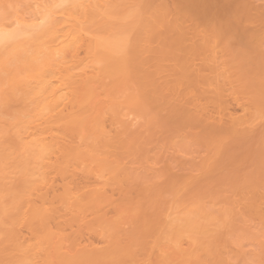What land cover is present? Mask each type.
<instances>
[{"label":"rangeland","instance_id":"rangeland-1","mask_svg":"<svg viewBox=\"0 0 264 264\" xmlns=\"http://www.w3.org/2000/svg\"><path fill=\"white\" fill-rule=\"evenodd\" d=\"M50 1L0 0V26ZM111 1L54 54L58 117L30 98L52 54L0 57V264H264V0Z\"/></svg>","mask_w":264,"mask_h":264},{"label":"bare ground","instance_id":"bare-ground-1","mask_svg":"<svg viewBox=\"0 0 264 264\" xmlns=\"http://www.w3.org/2000/svg\"><path fill=\"white\" fill-rule=\"evenodd\" d=\"M53 1H55V0H53ZM111 0H56L54 3H52L51 1H50V3L49 4H47L46 5V2L44 3V4H42L41 2H38L39 4L38 5H33V6H30V8H29V10H30V12H27L29 15H30V17L28 18V19H26L25 17L23 18H21L20 16H19V18H21V19H18V18H15L14 19V21H12L10 24H6V25H2V26H0V57H2L1 58V60H2V62H1V64H3V62L4 63H6V61L8 62L9 60V58L6 60V57H16V55H12L13 53L15 54V53H17V55H18V53H20V52H25V53H27L28 54V52H32V50L33 51H36L35 53L36 54H41L40 56H43V55H45L46 56V54H52V55H47L46 57H47V59H48V61H47V59H46V61H43L44 60V58H42V61H40V62H46V63H48V66L52 63L53 65L55 64V62H58V61H60L59 59L61 58H63L64 59V56H62V57H60L59 56V54L60 55H62L60 52H62L63 53V50L65 49V48H67V47H73V46H75V48L74 49H82L83 47H82V42H83V40H84V36H86L85 37V44H86V46H88V40H90V37L92 38V34L89 32L88 34L90 35L91 34V36L89 37V35L88 34H85V35H83L84 34V32L86 33L87 31H86V29H85V31H84V27H83V25L85 24V25H88V24H90V23H92L93 22V20L92 19H94L95 17H93L94 16V14H99V15H103L104 14V17L105 16H109V15H107V11H106V9L107 8H110V6H112V1L110 2ZM1 3V2H0ZM41 3V4H40ZM52 3V4H51ZM108 3H110V4H108ZM108 4V5H107ZM109 6V7H108ZM15 7V6H14ZM107 7V8H106ZM104 10V11H103ZM110 10H111V8H110ZM109 10V11H110ZM26 11V10H25ZM24 12V11H23ZM104 12V13H103ZM24 13H26V12H24ZM110 13V12H109ZM108 13V14H109ZM106 14V15H105ZM13 15V14H12ZM14 15H16V14H14ZM26 15V14H25ZM98 15V16H99ZM27 16V15H26ZM93 17V18H92ZM97 18H99V17H97ZM103 18V17H102ZM90 21H92V22H90ZM7 23V22H6ZM5 24V23H4ZM87 29H89V28H87ZM89 31V30H88ZM88 36V37H87ZM87 38H89V39H87ZM110 39H111V41H110ZM110 39H108V41L106 40V39H103V40H105V41H102L103 42V44H100L99 43V45L100 46H103V47H105V49L107 50L106 51V53H108V55L110 56V58H111V62H114V61H117L118 60V56H120V55H118V56H116L117 55V53L118 52H123V49H121V48H123V46H121V44L123 43L121 40H119L118 41V39L119 38H116V39H114L113 40V38H110ZM93 39H91L90 41H92ZM124 40V39H123ZM95 41V40H94ZM97 41V40H96ZM117 41H118V43H120L119 45H118V43H117ZM127 41V40H126ZM125 41V42H126ZM99 42V41H98ZM101 42V43H102ZM105 42V43H104ZM125 42L123 43L124 45H125ZM80 43H81V45H80ZM91 43V42H90ZM90 43H89V45H90ZM76 44H77V46H76ZM78 44L82 47H79L78 46ZM84 44V43H83ZM84 44V45H85ZM98 44V43H97ZM118 45V46H117ZM94 46H95V43H94ZM77 47V48H76ZM92 47V46H91ZM119 47V48H118ZM125 47V46H124ZM102 48V47H101ZM84 49H86V48H84ZM91 49V48H90ZM94 49H96V47L95 48H93V51H94ZM70 50V49H69ZM77 50H76V52H77ZM78 50V51H79ZM120 50V51H119ZM45 51H48V53L47 52H45ZM74 51V50H73ZM73 51H71V53H72V56L73 57H75V56H77V54H76V52L74 53ZM86 51H87V49H86ZM85 51V52H86ZM90 51V50H89ZM88 51V52H89ZM93 51H92V53H93ZM39 52V53H38ZM45 52V53H44ZM67 51H64V53L65 54H69V51L66 53ZM87 52V53H88ZM5 53V54H4ZM44 53V54H43ZM63 53V54H64ZM89 53H91V52H89ZM1 54H3L4 55V57H3V55H1ZM8 54V55H7ZM26 54V55H27ZM34 54V53H33ZM43 54V55H42ZM54 54H57V58H58V56H59V59L57 60H54L55 59V57H56V55H54ZM64 54V55H65ZM74 54V55H73ZM76 54V55H75ZM120 54V53H119ZM5 55H6V57H5ZM12 55V56H11ZM92 55V54H91ZM94 55V54H93ZM92 55V56H93ZM107 55V54H106ZM36 56V55H35ZM96 56V55H95ZM13 57L12 58H10V60L11 59H13ZM51 57H53V59L51 60V61H49L50 59L49 58H51ZM68 57V56H67ZM94 57V56H93ZM123 57V58H122ZM76 58V57H75ZM96 58V57H95ZM122 58V59H121ZM5 59V60H4ZM27 59V58H26ZM41 59V58H40ZM66 59V58H65ZM68 59V58H67ZM66 59V60H67ZM77 59V58H76ZM124 59V56H120V59H119V61H121V60H123ZM54 60V61H53ZM69 60L71 61L72 59H70L69 58ZM68 60V61H69ZM108 60H110V59H108ZM107 60V61H108ZM62 61H64V60H61L60 61V63L62 62ZM72 61H74V60H72ZM71 61V62H72ZM76 61V60H75ZM74 61V62H75ZM95 61V60H94ZM118 61V62H119ZM10 62V61H9ZM54 62V63H53ZM66 62V61H65ZM73 62V63H74ZM97 62V61H96ZM20 63V62H19ZM33 63H34V61H33ZM63 63V62H62ZM108 63V62H107ZM123 63V62H122ZM14 64V63H13ZM21 64V63H20ZM68 64H72V63H68ZM33 65V64H32ZM42 65V64H41ZM45 64H43L42 66L43 67H39V68H44V69H41V70H45V66H44ZM53 65H51L52 67H53ZM63 65H65V64H63ZM63 65H59V66H63ZM113 65H115V63H113L112 64V66ZM48 66H46L48 69V71L50 70L49 68L50 67H48ZM56 65H54V67H55ZM57 66H58V64H57ZM70 66H72V65H70ZM74 66H76V67H78L76 64H74ZM6 67V66H5ZM26 67V66H25ZM53 67V68H54ZM108 67H111V65L109 64V66ZM115 67H116V65H115ZM55 68H57L56 69V71L53 69L52 70V68H51V70L49 71V72H52L53 73V77H55L56 76V74H57V76H56V78H54V79H51L52 78V76L50 77V79H48L47 80V76H48V71H45L46 73L44 74V75H46V79L44 78V77H42V75L39 73V77L34 81V83L32 82V83H30V82H28V83H30V84H32L31 85V87L32 88H30L31 90H30V93H31V97L30 98H32L33 100H34V103H35V106L37 107V108H35L36 109V112H37V110H38V114H37V116L39 115V116H44V118L46 117V115H47V111H49V113H48V116H49V114L51 115V113L52 112H55V111H57L58 112V110L57 109H60V113L58 112H55V113H53V114H55L56 116H57V114L59 115V114H61V113H64L63 111H67L66 110V108L67 107H69V105L70 104H72L71 103V101L73 102V100H71V98H72V96H76V95H73L74 93H73V91L72 90H74L75 88L73 87V89L71 88L72 87V85H71V83L73 82V81H71V82H69L68 81V79H71L72 78V76L74 75V74H72V72L74 71V70H68V71H66L67 73H71L70 75H72V76H69L68 74V76H69V78H68V76H64V77H66V78H64L63 76H60L62 73L60 72V71H62V70H60V68H59V71H57L58 70V67H55ZM68 68H70L69 66H68ZM74 69V67H71L70 69ZM90 68H92V67H89L88 68V70L90 69ZM112 68V67H111ZM67 69V68H66ZM113 69V68H112ZM64 70V69H63ZM76 70V69H75ZM113 70H115V69H113ZM54 71V72H53ZM65 71V70H64ZM94 71V74L96 73V75H97V72H95V70H93ZM56 72H58V73H56ZM63 72V71H62ZM65 72V73H66ZM100 72V71H99ZM108 72V71H107ZM110 72V71H109ZM114 72H116V71H114ZM51 73V74H52ZM56 73V74H55ZM59 73H61V74H59ZM85 73V72H84ZM88 73V72H87ZM104 73V72H103ZM111 73V72H110ZM55 74V75H54ZM59 74V75H58ZM90 74V73H89ZM114 74V73H113ZM41 75V76H40ZM50 75V74H49ZM85 74H83V75H81L82 77L84 76ZM101 75V74H100ZM59 76V78L61 79L62 78V82L61 81H59L60 79L58 78L57 79V77ZM81 76H80V78H81ZM92 76V75H91ZM90 76V77H91ZM95 76V75H94ZM27 77V76H26ZM31 77V76H30ZM49 77V76H48ZM74 77V76H73ZM79 77V76H78ZM93 77V76H92ZM24 78V77H23ZM63 78H64V83H63ZM76 77H74V78H72V79H75ZM84 78H87V77H84ZM84 78H82V79H84ZM94 78H97V77H94ZM99 78V77H98ZM100 78H101V76H100ZM21 79V78H20ZM66 79V80H65ZM88 79V78H87ZM23 80V79H22ZM34 80V79H33ZM53 80H54V83H56L57 84V81H58V83H59V85H54L53 84ZM57 80V81H56ZM93 80V79H92ZM96 80V79H95ZM4 81V80H3ZM56 81V82H55ZM68 81V82H67ZM79 81H81V80H79ZM85 81H86V79H85ZM19 82V81H18ZM68 83V85H66L65 83ZM87 82V81H86ZM63 83V84H62ZM70 83V84H69ZM73 83H75V84H73V85H76V83H78V82H75V80H74V82ZM89 83L90 84H94V82H90L89 81ZM96 83V82H95ZM30 84H29V86H30ZM60 84H62V85H60ZM18 85V84H17ZM58 86V87H57ZM68 86H71V87H68ZM95 86V85H94ZM27 87V86H26ZM22 88V87H21ZM28 88V87H27ZM94 88H96V87H94ZM94 88H92L93 90H94ZM71 89V90H70ZM89 89V88H88ZM87 89V90H88ZM27 90V89H26ZM28 90H29V88H28ZM86 90V89H85ZM90 90V89H89ZM74 91H76V90H74ZM83 91V90H82ZM26 92H28V91H26ZM85 92V91H84ZM23 93V92H22ZM77 93V92H76ZM78 93H79V91H78ZM93 93V91L91 92V94ZM81 94H82V92H81ZM81 94H79L78 95V97L79 96H81ZM15 95V94H14ZM86 95H87V93H86ZM15 96H17V95H15ZM15 96H13V97H15ZM21 96V95H20ZM25 96V95H24ZM93 96V95H92ZM12 97V96H11ZM12 97V98H13ZM73 97V98H74ZM91 97V96H90ZM11 98V99H12ZM72 98V99H73ZM76 98V97H75ZM83 98V97H82ZM19 99V98H18ZM79 99V98H78ZM77 99V100H78ZM33 100H31L32 102H33ZM76 99H75V101H77ZM81 99H79V101H80ZM20 101V100H19ZM24 101V100H23ZM21 102V101H20ZM14 103V102H13ZM74 104V103H73ZM72 104V105H73ZM77 104V103H76ZM80 104V103H79ZM21 105V104H20ZM72 107V106H71ZM33 108V107H32ZM70 108V107H69ZM34 109V108H33ZM30 112H31V110H29ZM25 112H27V111H25ZM29 112V113H30ZM34 112H35V110H34ZM35 112V113H36ZM42 112V113H41ZM46 113V114H45ZM57 113V114H56ZM70 114H72L71 112H69ZM33 114V113H32ZM41 114V115H40ZM44 114V115H43ZM67 115L68 114H66L65 116H62V117H64V118H67ZM26 116V115H25ZM36 116V117H37ZM41 116V117H42ZM54 116V115H53ZM53 116H52V118H53ZM69 116V118L71 117L70 115H68ZM72 116H73V114H72ZM58 117V116H57ZM57 117H54L55 119H58ZM62 117H60L59 118V120H63L62 119ZM28 118L29 117H26V119L28 120ZM32 118V117H31ZM68 118V119H69ZM25 119V120H26ZM30 119V118H29ZM33 119V118H32ZM37 119H38V117H37ZM48 120V119H47ZM50 120H51V118H50ZM22 121V120H21ZM39 121V120H38ZM44 122V120H41V122ZM45 121H46V119H45ZM40 122V121H39ZM38 123V122H37ZM49 123V122H48ZM48 123H43V126H44V124L45 125H48ZM51 123V122H50ZM49 123V124H50ZM35 124V123H34ZM33 124V125H34ZM22 125V124H21ZM32 125V124H31ZM37 126H32V127H28V129H29V132H28V134H27V136H25V142H27V143H25L26 144V146L28 147L27 148V150L29 149L30 151L32 150V151H34L33 153H37L36 154V156L38 155V156H40V158H41V160L42 159H44V156H46L48 153L50 154L51 153V151L52 150H54V147H57L56 146V144L58 143V141H57V143L55 142L56 140H54V138H49L50 137V134L49 133H51L52 134V136L54 135L53 133L54 132H49L48 134V138L45 136V134H47V131H46V129H45V131H46V133H45V131H40L41 129H40V127H42L41 125V123H40V125H38V124H36ZM38 126H40L39 127V130H38ZM48 127V126H47ZM22 128V127H21ZM49 128V127H48ZM51 128V127H50ZM54 128V127H53ZM52 128V129H53ZM43 129V130H44ZM51 129V130H52ZM50 130V131H51ZM54 130V129H53ZM20 131V130H19ZM21 132V131H20ZM23 132V131H22ZM38 132H40V134L41 135H43V133H45L44 135H43V137H40L41 135L38 133ZM43 132V133H42ZM26 134V133H25ZM37 135H40L39 137L37 136ZM37 136V137H36ZM54 137H55V135H54ZM21 139V138H20ZM52 139V140H51ZM24 145V144H23ZM58 145H60V144H58ZM22 146V145H21ZM60 147H62L61 145H60ZM59 147V148H60ZM53 148V149H52ZM58 148V147H57ZM31 151V152H32ZM54 152H52L51 154L52 155H55V154H53ZM51 155V156H52ZM32 156V155H31ZM34 156V155H33ZM49 155H47V157H48ZM51 156H49V159H51L50 157ZM37 160H39V159H37ZM46 160H48V159H46ZM37 162V161H36ZM43 162H45L44 160L43 161H41V163H43ZM40 163V164H41ZM46 163V162H45ZM42 165V164H41ZM41 173V172H40ZM186 254V253H185ZM184 254V255H185Z\"/></svg>","mask_w":264,"mask_h":264}]
</instances>
